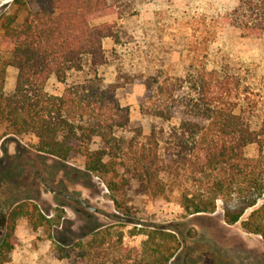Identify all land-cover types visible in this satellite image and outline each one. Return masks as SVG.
<instances>
[{
  "label": "trees",
  "instance_id": "16d2710c",
  "mask_svg": "<svg viewBox=\"0 0 264 264\" xmlns=\"http://www.w3.org/2000/svg\"><path fill=\"white\" fill-rule=\"evenodd\" d=\"M131 1H12L0 16L6 53H0V140L31 136L36 153L59 163L81 157L84 176L98 177L123 215L143 197L167 200L177 193L182 219L214 214L221 201L224 224L239 222L264 247V201L258 205L264 197V94L243 87L227 63L209 67L191 60L182 76L160 70L141 75L145 134L116 98L131 79L121 70L112 83L102 75L108 62L103 42L119 45V29L115 23L92 24L103 16L132 15ZM223 20L242 37H261L264 0H237ZM8 67L17 71L10 94L4 91ZM51 77L63 85L60 95L45 91ZM252 147L255 153L248 155ZM20 219L33 232L52 226L33 201L15 203L3 219L0 264L10 262ZM176 233V227H134L128 236L145 237L134 249L123 247L122 233L114 246L111 229L98 226L53 251L72 246L85 264H106L114 250L118 264H173L181 249Z\"/></svg>",
  "mask_w": 264,
  "mask_h": 264
},
{
  "label": "rangeland",
  "instance_id": "374dc122",
  "mask_svg": "<svg viewBox=\"0 0 264 264\" xmlns=\"http://www.w3.org/2000/svg\"><path fill=\"white\" fill-rule=\"evenodd\" d=\"M12 1L0 0V16L9 12ZM236 4L237 0H132V15L121 20L103 16L92 22L115 23L119 29V45L114 46L110 40L103 42L108 62L102 75L106 83H112L115 72L121 70L131 79L117 90L116 98L128 109L131 122H141L145 134L148 126L139 114L140 99L146 94L141 75L160 70L182 76L191 60L209 67L227 63L239 74L243 87L264 94V35L242 37L226 24L223 17ZM0 53L6 55L1 42ZM16 76L17 71L8 67L6 94L13 91ZM45 91L60 95L63 85L51 77ZM34 145L31 136L0 140V239L6 213L22 200L37 204L52 223L50 228L32 233L26 220H20L16 229L19 241L10 264H85L80 251L72 246L53 251L55 244L75 242V238L88 236L98 226L111 229L114 246L117 234L122 233L123 247L134 249L145 237L128 236L132 228L176 227L181 249L173 264H264L261 238L245 233L239 222L225 225L221 201H217L214 214L182 219L177 193L167 200L143 197L132 204L129 214L123 215L115 209L103 182L96 176H84L81 157L59 163L36 153ZM247 153L253 155L255 148ZM263 201L264 197L258 205ZM250 212L246 211L241 220ZM119 257L114 250L106 264H118Z\"/></svg>",
  "mask_w": 264,
  "mask_h": 264
},
{
  "label": "crops",
  "instance_id": "0c3cea01",
  "mask_svg": "<svg viewBox=\"0 0 264 264\" xmlns=\"http://www.w3.org/2000/svg\"><path fill=\"white\" fill-rule=\"evenodd\" d=\"M20 220H22V219H20ZM20 220H19V221H20ZM19 221H18V222H19ZM26 222H27V221H26ZM17 226H18V223H17ZM27 226H28V225H27ZM16 229H17V227H16ZM29 229H30V228H29ZM30 230H31V229H30ZM38 231H40V230H38ZM38 231H36V232H38ZM31 232H32V233H36V232H33L32 230H31ZM15 235H16V231H15ZM16 237H17V235H16ZM17 239H18V237H17ZM18 241H19V239H18ZM17 245H18V243H17ZM16 247H17V246H16ZM15 249H16V248H15ZM15 249H14V251H15ZM14 251H13V252H14ZM13 252H12V254H11L10 262L7 263V264H10V263H11Z\"/></svg>",
  "mask_w": 264,
  "mask_h": 264
}]
</instances>
